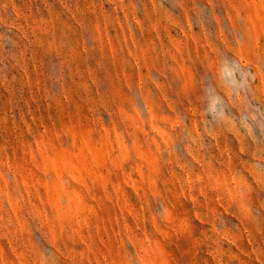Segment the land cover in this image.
I'll list each match as a JSON object with an SVG mask.
<instances>
[{
	"label": "rangeland",
	"instance_id": "obj_1",
	"mask_svg": "<svg viewBox=\"0 0 264 264\" xmlns=\"http://www.w3.org/2000/svg\"><path fill=\"white\" fill-rule=\"evenodd\" d=\"M0 264H264V0H0Z\"/></svg>",
	"mask_w": 264,
	"mask_h": 264
}]
</instances>
